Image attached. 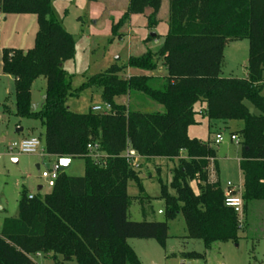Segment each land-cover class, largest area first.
Returning <instances> with one entry per match:
<instances>
[{"label": "trees", "instance_id": "1", "mask_svg": "<svg viewBox=\"0 0 264 264\" xmlns=\"http://www.w3.org/2000/svg\"><path fill=\"white\" fill-rule=\"evenodd\" d=\"M52 1L0 0V15H35L38 22L34 48L3 51L0 73L15 79L14 115L41 123L44 153L57 160H82L84 173L69 177L60 172L50 193L31 200L22 192L17 217L5 218L0 229V264H35L31 257L36 255L62 264H141L127 241L153 240L164 247L168 222L179 216L187 238L201 241L205 251L215 244L237 243L249 210L255 202H264V0H168L161 48L130 56L127 63L131 70L152 73L160 60L164 78L139 75L123 80L118 76L122 69L115 66L78 89H100L101 103L112 108L109 115L91 111L78 115L67 108V99L77 96L63 70L73 59L74 42L55 19ZM160 2L129 0L126 14L111 26L112 36L121 39L119 28L145 9L152 10L148 28L154 29ZM240 40L248 41L247 77L222 78L225 46ZM41 77L46 83L43 106L33 111L30 90ZM133 93L161 106L163 112L141 113L118 103ZM245 102L257 116L250 114ZM202 104L209 121L243 123L233 133L240 145L241 225L239 216L224 206L218 178L210 181L211 171L216 177L218 172L211 143L188 137V128L198 124L195 107ZM94 143L103 155L97 161L87 150ZM127 149L144 160L178 159L169 187L160 183L162 223L128 220V184L142 189L138 172L120 157ZM142 213L146 214L144 208ZM182 257L205 261V254L194 252Z\"/></svg>", "mask_w": 264, "mask_h": 264}, {"label": "rangeland", "instance_id": "2", "mask_svg": "<svg viewBox=\"0 0 264 264\" xmlns=\"http://www.w3.org/2000/svg\"><path fill=\"white\" fill-rule=\"evenodd\" d=\"M129 0H100L98 3L89 0H53L51 9L55 19L74 42L73 59L63 65L64 72L71 77V89L77 96L69 97L67 108L78 115L91 111L95 105H102L98 88L78 89L91 77L102 74L112 67L122 69L118 75L127 80L131 76L155 75L152 78L162 79L166 76L162 61H157V69L152 73H141L127 67L128 58L139 56L147 49L156 53L162 46L167 33L168 6L161 0L158 12L154 18L158 25L149 29L148 17L152 10L145 9L142 15L130 16L118 33L121 39L111 34L112 24H117L126 14ZM98 15L96 18L95 15ZM5 18V20H4ZM38 31L37 16L35 15H5L0 18V56L6 50L29 51L34 48ZM153 36V37H152ZM150 38V39H149ZM155 40V41H153ZM150 42V43H149ZM149 43V44H148ZM248 41H231L225 46L221 67L222 78L244 79L247 77ZM0 79V229L5 218H16L18 202L24 191L26 195L41 196L50 193L46 181L41 178L46 164H52L44 152V129L38 120L19 119L15 112V84ZM264 82V73H263ZM44 78H38L31 86V107L33 111L41 110L45 91ZM264 97V89L261 92ZM133 111L141 113L163 112L158 106L141 94L133 93L128 97L118 99ZM250 114L257 116L258 112L247 102L244 103ZM198 112L197 125L188 128V137L197 139L203 144L211 143L215 150L217 163V177L211 172L213 179L219 180L221 189L231 183L243 188L242 177L238 168L240 145L230 142L231 133L243 128L241 121H230L227 126L221 122L209 121L204 104L195 107ZM205 110V111H204ZM201 112V113H200ZM17 128H23V135H31L41 142L39 151L35 154H18L9 150L12 143L18 141ZM221 134L223 141L214 145L215 136ZM185 158V154H181ZM42 164L40 171L37 164ZM138 172L140 187L130 182L127 195L131 199L128 210V220L140 223L147 218V222H164L163 201L159 199L160 183L169 187L172 171L177 167L178 159L164 158L141 160ZM84 162L80 159L72 160V167L67 172L74 177L83 176ZM42 187L38 192L37 188ZM191 187L196 193L195 184ZM169 193L172 192L169 190ZM148 201V203L146 202ZM143 202V203H142ZM142 208L146 210L143 215ZM242 224V218L239 217ZM237 243L227 242L215 244L209 251H205L203 243L187 238L185 224L181 216L168 222V239L164 247L155 245L162 257L163 264H264V202H255L254 208L249 210L247 226L239 231ZM131 243V242H130ZM205 253V261L188 260L182 257L187 253ZM35 264H62L54 262L46 256H32ZM75 264V263H71Z\"/></svg>", "mask_w": 264, "mask_h": 264}, {"label": "built area", "instance_id": "3", "mask_svg": "<svg viewBox=\"0 0 264 264\" xmlns=\"http://www.w3.org/2000/svg\"><path fill=\"white\" fill-rule=\"evenodd\" d=\"M91 112L94 114L109 115L112 113V108L109 104L96 105L91 108ZM229 140L235 144H239L238 137L235 135H230ZM223 141L221 134L215 136L213 142L214 145H219ZM41 142L39 139L34 137L25 138L14 142L10 145L9 150L15 151L18 154L31 155L39 151ZM87 150L89 155L95 160H99L103 155L99 153V147L97 144H88ZM44 153V152H43ZM125 159L126 163L135 171L139 169L140 163L142 160L137 153L131 149H127L121 156ZM212 172V171H211ZM59 165L58 161L48 166L44 171L41 172V178L46 181L48 188H53L55 182L59 177ZM210 173V181L216 182V179H213ZM243 188L238 185H233L231 183L226 184V189L224 190V206L228 209H231L237 216L241 217L243 211V200H242ZM32 195H28V199L31 200ZM240 222V221H239ZM241 225V222H240ZM41 257V255H36Z\"/></svg>", "mask_w": 264, "mask_h": 264}, {"label": "crops", "instance_id": "4", "mask_svg": "<svg viewBox=\"0 0 264 264\" xmlns=\"http://www.w3.org/2000/svg\"><path fill=\"white\" fill-rule=\"evenodd\" d=\"M98 1L100 0H97L96 3H98ZM164 2H167V6H168V0H162ZM2 17V15H0V18ZM95 17L97 18L98 15L96 14ZM5 20V18H4ZM153 37V36H152ZM155 41V40H153ZM150 43V42H149ZM148 43V44H149ZM131 56V55H130ZM164 68V67H163ZM165 69V68H164ZM155 75H149L148 77H154ZM6 78L5 80H7L8 82H11L10 84L14 85L15 84V79L11 76H7V75H4L2 73H0V79L1 78ZM163 77H165V75H163ZM44 97V96H43ZM96 106V105H95ZM205 106V105H204ZM196 110V109H195ZM205 111V110H204ZM201 113V112H200ZM217 122V121H216ZM223 124V126H227V123H224V122H221ZM21 129V132L20 130ZM16 134L19 135L18 136V141L19 140H22V139H25V138H29V137H33L31 135H26L24 136L23 135V128H17L16 129ZM230 135H233V133H231ZM231 142V141H230ZM233 143V142H232ZM240 155V154H239ZM49 157V156H48ZM50 159L53 160L52 164L57 162L58 160L54 157H50ZM239 159H240V156L238 158V163H239ZM144 160V159H142ZM52 164H46L45 165V168H47L48 166L52 165ZM42 167V164H37L36 165V169L38 171H40ZM72 167V160L70 159V165H69V168L64 172L67 176L69 177H74L70 174H68L67 172L71 169ZM239 168V167H238ZM83 173H84V170H83ZM38 189V188H37ZM42 189V187H41ZM148 202V201H147ZM253 208H254V205H253ZM1 210V209H0ZM160 214H163V211L160 212ZM147 222V218L144 220ZM131 242V243H130ZM152 242H155L153 240H128L127 243L128 245L130 246V248L134 251V253L136 254L139 262L141 264H163V261H162V257L157 249V247L155 245H153ZM157 244V243H156ZM158 245V244H157ZM205 254V253H204ZM206 256V255H205Z\"/></svg>", "mask_w": 264, "mask_h": 264}, {"label": "water", "instance_id": "5", "mask_svg": "<svg viewBox=\"0 0 264 264\" xmlns=\"http://www.w3.org/2000/svg\"><path fill=\"white\" fill-rule=\"evenodd\" d=\"M21 132V129H19ZM58 165H59V171L61 173L65 172L70 165V159H59L58 160ZM41 190V187H38L37 191L39 192Z\"/></svg>", "mask_w": 264, "mask_h": 264}]
</instances>
